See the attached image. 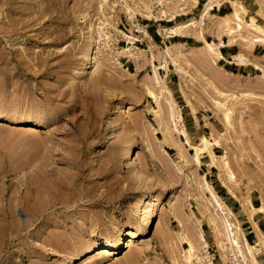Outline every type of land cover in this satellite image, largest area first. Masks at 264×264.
<instances>
[{
  "label": "rangeland",
  "instance_id": "1",
  "mask_svg": "<svg viewBox=\"0 0 264 264\" xmlns=\"http://www.w3.org/2000/svg\"><path fill=\"white\" fill-rule=\"evenodd\" d=\"M205 1L141 0L138 8L121 5L111 13L118 0H0V115L18 121L0 119V264H188L186 239L200 257L192 264H255L241 234L254 245L256 231L262 245L254 254L264 264V211L249 206L264 207V32L249 23L264 29V0H236L245 9L241 28L238 20L210 12L199 23L208 41L226 36L224 42L235 46L232 58L206 57L192 31L187 36L194 39L182 46L186 60L161 67V49L181 37H166L159 26L199 18ZM142 2L156 17L142 14ZM163 10L174 19L166 20ZM124 15L148 24L154 39L149 51L135 52L136 60L118 52L128 43L116 32ZM102 19L108 23L104 29L96 24ZM223 22L228 26L218 30ZM90 35L97 46L91 70L74 78ZM215 43L219 51L221 43ZM167 101L181 113L177 127ZM121 104L126 112L110 116ZM36 120L41 125L31 126ZM181 125L192 144L199 145L202 136L218 142L210 147L213 164L202 153L196 165L186 136L177 130ZM130 143L144 169L142 179L123 164ZM93 148L98 154L91 159ZM203 175L227 205L225 214L204 189ZM157 195L163 202L132 246L111 258L92 261L86 253L78 259L107 234L124 240L127 229L140 230L146 203ZM10 214L14 231L7 229ZM225 216L244 258L225 236ZM200 232L206 246L196 242Z\"/></svg>",
  "mask_w": 264,
  "mask_h": 264
},
{
  "label": "bare ground",
  "instance_id": "2",
  "mask_svg": "<svg viewBox=\"0 0 264 264\" xmlns=\"http://www.w3.org/2000/svg\"><path fill=\"white\" fill-rule=\"evenodd\" d=\"M192 2H193L194 5H196L198 3V0H192ZM228 2H230V4L232 5V11L229 12V14L221 16V18H223L225 20H229V19H234L236 21L238 20L239 23L241 24V22H243V21H241V19H243V15L242 14L245 11L244 7L242 5H240L238 2H236V0L235 1L234 0H228ZM142 5H143V7L141 9V12H142V14L145 17H147V18L156 17L155 16V12L156 11H154V9H152L145 2H142ZM182 5L183 4H181L179 6V8H178L179 11L185 10L184 5L183 6ZM219 5H220L219 1H217V0H206L202 4L199 18H196V17L192 16V17H189V18H187L185 20L176 21L170 26L160 25L159 28H158V31L163 33L166 37L179 36V35L180 36H187L192 31H195L197 33V35H198V38L201 40L202 43H204V46L206 47V51L208 52V53L207 52L204 53V54H206V57L213 56V55L223 57L221 55V53L217 50L218 44H216L215 42L206 40L205 36H204L205 33L203 31V28L198 26V25H200L199 23H201V20L204 19V15L209 13L210 10L212 8H214L215 6H219ZM162 15L165 16V19L168 20V21H172L174 19V15L172 13H170V12L165 11V10L162 11ZM90 20H94V19L90 18ZM249 21H250L249 23L253 26L254 29H256L258 31H261V32H264V29L262 28L261 25L257 24L256 22H254L252 20H249ZM236 24L238 25V22ZM90 26H92L91 25V21H90ZM226 26H228V23H225V22H223L222 24L221 23L217 24L218 30L221 29L222 27H226ZM239 27L241 28L242 24L240 26H238V28ZM91 31L94 32V28ZM142 31L146 32L144 27H142ZM257 40H259V39H257ZM95 42H96V40H94L91 35L87 38L86 46L82 49V52H81V55H80V62H79V64H77L79 66L72 71V73H71L72 77L80 78L82 75L87 74L91 70V67H92V64H93L94 49L95 48L97 49V46H96ZM183 45L184 44L181 43V42H173V43L165 45L161 49V59H162V62H163V65L160 64L161 67L162 66L165 67L169 61H171L174 64H177L176 63L177 61L186 60L187 55H186V53H184L182 51V48H183L182 46ZM190 48H193V47H190ZM138 50H141V49L134 47V45L131 44V38H128L127 46L120 48V50L118 52L125 53L126 56L136 60L137 56H136L135 52H137ZM234 61L243 63L245 60L244 59L243 60H239L238 57L237 58L234 57ZM255 68L260 69L262 67H259L257 65ZM154 79H155L154 82H156L157 86H160L163 83V79L158 74V72L156 71L155 67H154ZM167 102H168V104H170V107H171V111H172V112H170L171 113V118L173 117L172 120L174 122L175 127H177V125H176L177 122H180L182 120L181 113L179 112V110L176 111L173 108L175 106H173V104H171L170 101H167ZM125 112H126V105H124V104L117 105V106H115V107H113L111 109L110 116L124 114ZM6 118L8 120L12 121V122H18L17 119H14V118L13 119H9L6 116L0 115V119H6ZM31 123H32L31 126H40L41 125V120L32 121ZM110 123H111V121L109 122V125L112 126ZM179 127L180 128L179 129L177 128V130L180 133H182L183 135L186 136V133H185L184 128H183V125H181ZM30 128L32 129V127H30ZM186 138H187L188 146L193 149V154H194L193 155V157H194L193 160L195 161L196 165H200L201 164L200 155L202 153H208V155L211 157V163L213 164V161H214V158L216 157V155H215L214 151L210 147L213 144L214 145L218 144V142L216 140H214L215 141L214 143H210V141L208 140V138L206 136H202L201 139H200V144L196 145V144H192L189 141L187 136H186ZM104 141H105V139H104ZM132 146H133V143H130L129 145L124 147V150H123L121 158H122L123 164L125 166L126 165L127 166L130 165L132 167V171L134 170L135 178L142 179L144 177V174H145L144 173V169L137 163L138 161L134 157V153L132 151ZM97 154H98L97 149L93 148V150H92V152L90 154V158L91 159L95 158ZM223 165H224V168H226L225 170H227L228 169V164H227L226 161L223 162ZM228 173H229V176H233L232 172H230L229 170H228ZM203 178H204L203 179L204 180V183H203L204 189L206 190V192H208V194L214 200L215 206H217L216 209L220 210V212L225 214L227 211H229V210L226 211V209L228 208L227 205L223 202V200L220 198V196L214 191L213 187L208 183V181L206 180L205 175H203ZM143 181L145 183L146 179H143ZM227 190L231 193V190L229 188H227ZM162 196L163 195H157L156 197H154L153 199H150L146 203L145 211L142 212V214H143V216H142L143 217L142 228L140 230L137 229L138 231H136V232H138V234H136L135 231L127 229V232H126L125 235L128 236V237H126V239H124V240H120V238L118 236H116V235L109 236L107 234L106 237H105L104 243H102V244L100 243V245L98 247H94V248L88 247L86 249L84 248L85 252L82 251V252H80V254L78 253L79 254L78 259L84 257L86 253L90 255V258L91 257L93 258L92 261L94 260L95 257H97V258H106V257L113 256L115 254V252L118 251L119 248L123 249V248H128V247L132 246V244L134 242L133 239H136L138 236H142L143 234L146 233L147 226L151 223V220L154 218L157 210L159 209V206L163 202V197ZM58 203L66 204V203H68V199L67 200H62V201H57V202H52V206H55V204H58ZM249 206L253 210L257 211V212H263L264 211V207L263 206H260V207L254 206L251 202H249ZM139 212H140V210L136 211V213H135L136 216L140 214ZM229 213H231V212H229ZM224 218H225L224 223L226 224V227H227L226 230L227 229L229 230V232H226L227 234H225V236L226 235L228 236L227 239L229 240V242H231V244L233 243L236 246V249L238 251H240L242 257L244 258V255L242 253V249H241V246H240V243H239V238H238V236L233 235V233H232L233 231L231 232L232 228L231 227L229 228L230 223L226 219L227 216H225ZM10 220L11 221L8 224L7 229L9 231H14V229H15V218L11 214H10ZM93 221L94 220H91V224H93ZM222 224H223V222H222ZM236 228L238 229L239 227H236ZM237 231H239V229ZM241 235H242L241 238L245 241L246 253L248 255H250V258L252 259V263L254 261V263L256 264L257 260H256V257H255V254H254V248H255L256 245H262V239H261L260 235L257 234V231H256V242H255L254 245L248 243L244 233H242ZM198 241L202 242L203 245L206 246V242L204 240V236L202 235L201 232L199 233V237L196 238V242H198ZM186 243L189 246L188 249L186 250V257H185L186 258V262L188 264H192V260L194 258L196 259L197 262H199L200 257H198L196 255V252H195L196 249H195L194 243L190 239H186ZM220 247L223 248V245L221 244ZM78 254H76V255H78ZM74 257H76V256H74Z\"/></svg>",
  "mask_w": 264,
  "mask_h": 264
},
{
  "label": "built area",
  "instance_id": "3",
  "mask_svg": "<svg viewBox=\"0 0 264 264\" xmlns=\"http://www.w3.org/2000/svg\"><path fill=\"white\" fill-rule=\"evenodd\" d=\"M119 4L116 6L111 3V7H109V11L111 10L115 13V10H118L119 6H133L138 8L141 0H118ZM104 7L107 5L106 3H103ZM114 7V8H112ZM112 8V9H111ZM111 9V10H110ZM119 14L122 12H118ZM96 24L99 25L100 29H104L106 26H108V23L105 22V19L99 20V22ZM142 27H144L146 32L142 31ZM123 33L125 37L131 38V44L134 45V47L139 48L141 50L149 51V47L153 44L154 41L153 37L147 32L146 26L142 25V23L139 22L137 17L134 15L133 17H129V15H124L123 21H119L117 23L116 32ZM127 45V40H124ZM118 45V40L116 41ZM151 44V45H149Z\"/></svg>",
  "mask_w": 264,
  "mask_h": 264
},
{
  "label": "crops",
  "instance_id": "4",
  "mask_svg": "<svg viewBox=\"0 0 264 264\" xmlns=\"http://www.w3.org/2000/svg\"><path fill=\"white\" fill-rule=\"evenodd\" d=\"M201 4H203V3H201ZM229 8H231V6L229 5V3L227 1H223L219 6H215L214 8H212L210 10V13L212 15H215V16H222V15L230 12L229 11ZM145 26H146L147 32L149 33V25L146 24ZM180 37H181L180 38L181 41H179V42H181V43H186L189 39H194V36H192V35H190V36H180ZM183 39H186V40H183ZM205 39L208 40L207 39V36H205ZM212 40L215 41V42H217V43H221L220 46H219V51L222 54L223 58H220V59H224V57H227V58L231 57L232 58V56L234 54H236L235 53L236 51H235V48H234L235 46L229 45V44H227V43L224 42L225 40L227 42V39H226V36L225 35L221 34L219 37L216 35V36H214V39H212ZM199 41L201 42L200 39H199ZM246 222L248 224L247 225V228H250L249 231H247V236H251L252 237V236L255 235V230H254V228H253V226H252V224H251V222H250L249 219L246 220ZM256 223H257V220H256ZM257 225L260 228L259 223H257Z\"/></svg>",
  "mask_w": 264,
  "mask_h": 264
}]
</instances>
